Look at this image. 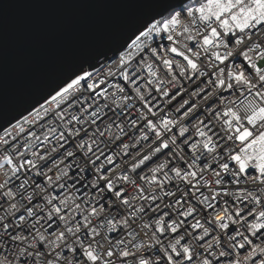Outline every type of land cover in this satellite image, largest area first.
<instances>
[{
  "label": "snow or ice",
  "instance_id": "6c2138e0",
  "mask_svg": "<svg viewBox=\"0 0 264 264\" xmlns=\"http://www.w3.org/2000/svg\"><path fill=\"white\" fill-rule=\"evenodd\" d=\"M0 264H264V0H163L0 117Z\"/></svg>",
  "mask_w": 264,
  "mask_h": 264
},
{
  "label": "water",
  "instance_id": "95a60500",
  "mask_svg": "<svg viewBox=\"0 0 264 264\" xmlns=\"http://www.w3.org/2000/svg\"><path fill=\"white\" fill-rule=\"evenodd\" d=\"M162 2L0 0V117L19 115L78 64L121 42Z\"/></svg>",
  "mask_w": 264,
  "mask_h": 264
},
{
  "label": "built area",
  "instance_id": "2783aa9c",
  "mask_svg": "<svg viewBox=\"0 0 264 264\" xmlns=\"http://www.w3.org/2000/svg\"><path fill=\"white\" fill-rule=\"evenodd\" d=\"M25 116H26V115H25ZM22 118H23V117H22ZM22 118H21V119H22ZM15 123H16V122H15Z\"/></svg>",
  "mask_w": 264,
  "mask_h": 264
}]
</instances>
